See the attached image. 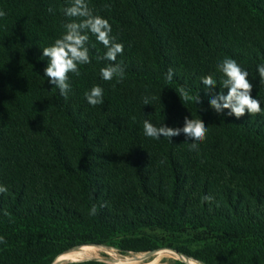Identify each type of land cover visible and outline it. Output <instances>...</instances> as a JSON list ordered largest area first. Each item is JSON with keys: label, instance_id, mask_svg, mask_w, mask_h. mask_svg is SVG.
<instances>
[{"label": "trees", "instance_id": "16d2710c", "mask_svg": "<svg viewBox=\"0 0 264 264\" xmlns=\"http://www.w3.org/2000/svg\"><path fill=\"white\" fill-rule=\"evenodd\" d=\"M86 2L123 44L115 63L125 76L102 79L112 62L97 59L107 49L87 33L91 63L69 74L65 97L44 76L42 49L78 20L64 12L72 0H0V264H52L93 244L264 264V111L218 114L201 82L219 80L218 62L235 59L264 110V0ZM93 86L103 89L100 105L85 98ZM181 87L201 102L180 100ZM185 117L208 129L195 151L183 134L144 135L146 119L182 128Z\"/></svg>", "mask_w": 264, "mask_h": 264}, {"label": "clouds", "instance_id": "9594fccd", "mask_svg": "<svg viewBox=\"0 0 264 264\" xmlns=\"http://www.w3.org/2000/svg\"><path fill=\"white\" fill-rule=\"evenodd\" d=\"M68 17L78 18L73 22L65 24V31L60 38L56 39L50 46L42 49V57L47 58V66L44 69V76L48 78L49 83L59 89L60 94L67 97L71 91L69 83V74L80 75L79 68L81 65L91 63V56L87 42L91 33L96 40L101 43L106 53L104 59L110 61L108 65L100 69L103 80L112 81L114 78L119 83L124 79L125 72L120 64L115 63L117 57L123 54L124 46L116 42V38L111 35L112 27L109 21L93 13L86 0H72L70 6L64 9ZM7 13L0 10V18L5 17ZM218 71L222 74L219 80L212 75L201 77V82L208 95L211 96L210 106L216 113L222 114L228 110V116H235L237 119L247 115L260 114L262 111L261 103L258 99L253 98V84L249 80V73L244 70L235 59L224 58L217 64ZM261 85H264V64L258 65L257 68ZM173 70L169 69L166 80L171 82L173 79ZM217 85L220 86L218 94L215 93ZM227 89V94L224 90ZM179 98L183 102H194L199 104L200 97L198 94L190 95L183 87L178 89ZM87 102L92 105L103 103V89L100 86H93L85 92ZM157 97H145L144 105H150L152 100ZM160 100V96L158 97ZM144 135L153 139L167 138L172 142L173 137L183 134L187 140L193 141L189 145V150L195 151L198 148L197 142L206 139L207 126L202 119H189L185 117L184 126L173 128L166 125L155 126L149 120L143 122ZM8 192L6 186L0 185V194ZM204 201L211 202V196L202 198ZM96 208L93 206L92 213L95 214ZM5 215H9L6 211ZM0 243H6L4 237L0 236Z\"/></svg>", "mask_w": 264, "mask_h": 264}, {"label": "rangeland", "instance_id": "374dc122", "mask_svg": "<svg viewBox=\"0 0 264 264\" xmlns=\"http://www.w3.org/2000/svg\"><path fill=\"white\" fill-rule=\"evenodd\" d=\"M189 242H190V240L186 237H181L177 240V243L179 245H187L188 246L190 244ZM86 246H94V248L93 247L89 248V249L85 248L86 255L85 256H79L73 261L100 260V261H104V262L111 263V264H187L184 261L178 259L175 255V254H177L176 252H178L179 254H182V255H183V253H181L177 250L171 249V248L160 249V250H156L153 253H150V252H135V251H129V250L124 251V250H121L117 247L107 246V245H98L99 247L97 245H86ZM194 247L195 246H193V248ZM158 252L163 253V254H160ZM171 253H172V255H171ZM185 256H188V255H185ZM188 257H190V256H188ZM190 258L195 260V258H193V257H190ZM128 259H133L134 261L127 263L126 261ZM195 261H197V260H195ZM197 262L199 264H203L200 261H197ZM69 263H71V262H69Z\"/></svg>", "mask_w": 264, "mask_h": 264}, {"label": "bare ground", "instance_id": "6f19581e", "mask_svg": "<svg viewBox=\"0 0 264 264\" xmlns=\"http://www.w3.org/2000/svg\"><path fill=\"white\" fill-rule=\"evenodd\" d=\"M94 245V244H93ZM98 246V245H97ZM94 248V246H80V247H76V248H73L72 250L68 251L67 253L63 254V255H60L56 258L57 261H73L75 260L77 257L79 256H85L86 255V250L85 248ZM99 247V246H98ZM103 247V246H102ZM96 249V248H95ZM93 250V249H92ZM107 251V250H106ZM95 252V251H94ZM175 252V251H174ZM157 253V252H156ZM160 253V252H158ZM177 254L176 257L182 261H184L185 263L187 264H199L197 261H195L194 259L188 257V256H185L184 254H179L178 252H176ZM160 254H163V253H160ZM96 255V254H95ZM172 255V253H171ZM143 256V255H142ZM92 258V257H91ZM156 260V259H155ZM154 260V261H155ZM81 261V260H79ZM126 261V260H125ZM131 261H134L133 259H128L126 262L129 263ZM201 262V261H200ZM155 263V262H154ZM203 263V262H201ZM204 264V263H203Z\"/></svg>", "mask_w": 264, "mask_h": 264}, {"label": "water", "instance_id": "95a60500", "mask_svg": "<svg viewBox=\"0 0 264 264\" xmlns=\"http://www.w3.org/2000/svg\"><path fill=\"white\" fill-rule=\"evenodd\" d=\"M155 252V251H153ZM153 252H150V253H153ZM83 261V260H81ZM81 261H57L56 259L52 262V264H66V263H69V262H81Z\"/></svg>", "mask_w": 264, "mask_h": 264}]
</instances>
